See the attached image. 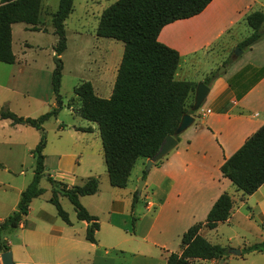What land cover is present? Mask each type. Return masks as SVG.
I'll return each instance as SVG.
<instances>
[{
  "label": "crops",
  "instance_id": "1",
  "mask_svg": "<svg viewBox=\"0 0 264 264\" xmlns=\"http://www.w3.org/2000/svg\"><path fill=\"white\" fill-rule=\"evenodd\" d=\"M261 4L259 7V0H212L200 14L170 23L159 32L158 42L179 54L175 80L195 84L187 107L190 104L193 107L198 83H203L208 93L196 111L191 108L192 114L188 115L194 118L193 123L177 136L176 147L163 157L161 164H153L148 171L139 169L142 172H137L133 181L143 182L139 194L137 182L131 186L130 176L124 188L110 186L101 139H96L95 144L92 142L94 126L70 125L64 129V125L55 120L59 124L56 134L60 139H56V146L51 151H47L49 144H45L44 176L69 187L81 185L91 177L98 179L96 193L79 198L88 214L97 220L95 242L86 240L90 224L77 220L74 210L66 212L62 208L69 223L59 218L55 207L48 201L50 188L49 196H44V191L31 200L28 213L22 217L13 239L11 242L6 239L13 264H166L170 254H180L182 235L194 224L204 223L223 193L232 200L229 218L213 229L202 227L199 235L210 244L225 248L226 255L215 260H193L190 264H264V250L248 251V248L264 243V185L242 197L220 171L223 163L264 126V35L240 55L233 56L230 63L223 56L228 49H224L225 46L233 41L232 47H237L251 34L245 17L257 10L264 14V0ZM17 26H11V47ZM51 29L50 25L32 31L23 24L18 34L20 37L26 33L47 35L54 55L56 38ZM246 29L249 34L240 36V31ZM19 41L23 56L29 50H42L39 42L29 43L24 37ZM221 43L224 45L220 48ZM219 50H222L221 54L216 53ZM87 59L91 61L89 72L93 77L84 82L91 84L93 92L105 91L103 86L106 84L109 88L113 86L120 61H111L114 78H109L104 74V68L107 69L110 63L106 55L95 54L90 58L88 54ZM18 63L15 57L11 66ZM220 67L224 70L216 74ZM25 71L32 77H38V72L41 74L38 69L11 67L0 82V91L17 95L19 91L12 86L14 77L19 75L18 81ZM52 71L47 72L45 79L50 88ZM40 82V78L33 80L36 85ZM21 94L23 103L20 105L41 107L47 103V112L55 106V102L50 103V99L46 102L45 97L35 91ZM1 105L13 111L7 100ZM78 109L75 110L77 115ZM206 110L210 113L200 114ZM10 126L17 128L19 125ZM64 134L72 140L75 149H62L59 141ZM139 161L146 166L147 160H138L134 167ZM143 172H146L144 179ZM0 185L15 191L13 199L0 201L1 224L16 211L20 194L27 186ZM134 195L136 200L133 201ZM62 198L58 196L61 207ZM231 250L240 254H232Z\"/></svg>",
  "mask_w": 264,
  "mask_h": 264
},
{
  "label": "trees",
  "instance_id": "2",
  "mask_svg": "<svg viewBox=\"0 0 264 264\" xmlns=\"http://www.w3.org/2000/svg\"><path fill=\"white\" fill-rule=\"evenodd\" d=\"M211 1L117 0L100 15L95 36L123 44L112 93L108 99L100 98L89 82L80 83L73 92L80 103L78 115L98 126L111 187L124 188L135 163L150 160L163 140L174 135L181 117L192 114V104L188 108L187 102L195 84L175 80L179 54L158 42L157 37L164 26L200 14ZM40 11L41 0H0V63H15L11 26L24 24L32 31L39 30ZM72 11L73 0H59L57 10L51 15L53 35L56 37L51 75L55 106L37 118L20 117L6 108H0V120L10 121L12 126H29L40 132L39 141L31 150L33 178L20 194L16 211L0 224V253L10 251L6 237L18 229L22 217L28 213L31 200L44 193L39 186L44 177L43 149L46 139L43 124L56 117L62 107L59 89L63 64L60 57L66 49L64 23ZM263 21L264 14L258 10L245 17L251 34L237 45L238 49L246 50L263 37ZM162 159L154 165L161 164ZM220 171L242 197L251 195L264 185V126L223 163ZM145 176L146 172H143V179ZM46 180L51 188L48 201L55 207L59 218L69 223L67 213L58 200L61 196L71 204L77 220L90 224L85 238L94 243L98 223L81 205L79 198L95 194L98 179L91 177L81 185L70 187L50 177ZM231 209L232 200L227 193H223L213 204L204 223L194 224L182 235L180 254H170L166 264H190L193 260L224 257L226 249L210 244L199 235V231L202 227L213 229L227 221ZM253 250H264V243L248 248V251Z\"/></svg>",
  "mask_w": 264,
  "mask_h": 264
},
{
  "label": "rangeland",
  "instance_id": "3",
  "mask_svg": "<svg viewBox=\"0 0 264 264\" xmlns=\"http://www.w3.org/2000/svg\"><path fill=\"white\" fill-rule=\"evenodd\" d=\"M58 1L59 0H41V11L39 14L38 23L39 29H44L51 25V15L57 10ZM115 1L117 0H73V11L64 23L66 49L60 57L63 64L59 89V94L62 99V107L58 111L57 116L48 120L43 126L46 143L49 144L47 151H51L56 146V139H60L57 138L59 135L56 134V126L59 125L56 124V119H58L60 124L64 125V129L70 125L75 127H84L86 124L94 126L95 134L92 135V142L95 144L96 139H99L100 141L97 126L82 120L75 113V110L79 108L80 103L74 95L73 90L80 83L88 81L90 80V77H93L89 72V69H91V61L87 59L88 54L90 58L95 54L106 55L108 60H110V63H108L109 66L107 69L106 67L104 68V74H108L107 77L109 78L113 77L112 74L114 70H112L113 67L111 66V61H120L123 53V44L115 40L98 38L95 36V30L102 12ZM261 2L262 0H259V7H262ZM22 25L23 24H18V26L14 29L15 34L12 46L13 53L16 59L19 60V63L17 66L0 63V82L5 79L6 71H8L11 67L38 69L40 70L41 74L38 72V77H32L29 72L26 73L25 71L23 76L20 77L18 81L17 79L19 75L15 76V81L12 86L19 92H17V95H14V93L11 92L8 93L5 91H0V106H3L1 105L2 102L7 100L10 104V108L13 109V111L10 109L9 110L14 114L22 117L25 115L28 118H37L43 115V113L47 112V103L43 106L40 105L41 107H34L32 104H29V106L20 105V103H23L21 93L27 95L28 93L31 94L33 91H35L44 96V100L46 102H48L49 99L51 100L50 103L55 102L54 95L50 88V83H48V86L47 82L45 81L47 78V72L49 70L52 71L54 68V55H52V50L48 45L50 38L47 35L42 36L41 34L36 33H26L22 34L20 37L18 31ZM51 30L53 33V28ZM247 30L248 29H246V31H240V36L248 33L249 30ZM23 37L29 43L39 42L42 46V50H29L26 51V55L23 56V53L20 51L21 43L19 41L20 38ZM237 38H239V35ZM52 40L54 39L52 38ZM233 44L234 43L232 41L229 43V47H224V49L228 48L227 51L223 53V56L227 57L228 63L231 62L234 53L236 51V53H238V48L235 45L232 47ZM223 45L224 43H221L220 48ZM221 51L222 50H219L216 53L221 54ZM222 68L224 67H220L216 74L222 72ZM93 74H95V70L93 71ZM37 78L41 79V82L38 85L33 83V80L35 81ZM103 87L105 91L100 93L95 92V94L100 98L106 99L112 93L113 86L109 88L108 84H106ZM0 108L4 109L6 106L4 105V107ZM39 138L40 132L30 128L29 126L19 125L17 128H13L10 126L8 121L0 120V183L4 185L9 184L14 187L18 186L20 188L28 186L32 179L34 167V161L30 156V150L35 147L39 141ZM59 142L62 143V149L64 151H71L72 149L76 148L74 147L72 140L69 139L66 134L62 136ZM140 168H142L141 170L144 169V171H146V166L143 167L141 161L136 164L130 175L132 181L131 186L137 182V193L140 183L143 182L133 181L136 178L135 175H137V172L139 174ZM39 186L45 191L44 196H49L50 185L46 180V175L40 180ZM3 190L6 191L3 192ZM14 196V190L7 189V187L0 185V201H4V199L11 200ZM61 200L62 208L66 212L73 211L71 204L66 198H62ZM15 233L16 231L8 235L6 239L11 242Z\"/></svg>",
  "mask_w": 264,
  "mask_h": 264
},
{
  "label": "water",
  "instance_id": "4",
  "mask_svg": "<svg viewBox=\"0 0 264 264\" xmlns=\"http://www.w3.org/2000/svg\"><path fill=\"white\" fill-rule=\"evenodd\" d=\"M263 30H264V21H263ZM237 50H238V53H236L237 52L236 51L234 53V56H238L242 53L240 49H237ZM222 70H224V68H222ZM207 93H208L207 87L203 83H198L195 89L194 104L192 107L193 111H196L201 106V103L205 99ZM193 121H194V118L188 114H184L181 117V120L179 122L178 127L176 128L174 132V135L167 136L163 140L158 152L150 160L146 161V171H148L156 161L165 157L168 153H170L176 147L177 145L176 137L180 135L182 132H184L193 123ZM142 184L143 183H140V186L138 188V194L141 191ZM230 253L235 254V255L240 254L239 251H236V250H231ZM0 262L1 264H13V258H12L11 251L1 253Z\"/></svg>",
  "mask_w": 264,
  "mask_h": 264
},
{
  "label": "built area",
  "instance_id": "5",
  "mask_svg": "<svg viewBox=\"0 0 264 264\" xmlns=\"http://www.w3.org/2000/svg\"><path fill=\"white\" fill-rule=\"evenodd\" d=\"M200 113V112H199ZM207 113H210V111L206 110L205 112H201L200 114L201 115H204V114H207Z\"/></svg>",
  "mask_w": 264,
  "mask_h": 264
}]
</instances>
